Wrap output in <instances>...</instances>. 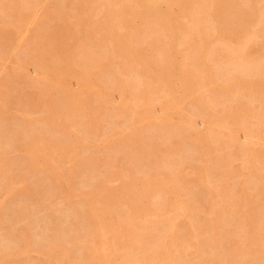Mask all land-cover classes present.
Here are the masks:
<instances>
[{"label":"bare ground","instance_id":"obj_1","mask_svg":"<svg viewBox=\"0 0 264 264\" xmlns=\"http://www.w3.org/2000/svg\"><path fill=\"white\" fill-rule=\"evenodd\" d=\"M159 1L0 0V60L12 27L32 26L17 39L22 55L11 58L18 75L0 76V225L56 198L73 219L51 212L50 235L30 223L8 227L0 262L23 264L35 252L61 264H222L231 248L239 264H264V148L247 146L252 135L264 142V0L252 9V0ZM233 4L241 12L229 21ZM125 60L136 78L122 77ZM197 79L206 95H197ZM239 132L247 144H236ZM64 162L71 167L62 174ZM179 181L186 199L177 203ZM179 210L191 215L194 241L182 240Z\"/></svg>","mask_w":264,"mask_h":264},{"label":"rangeland","instance_id":"obj_2","mask_svg":"<svg viewBox=\"0 0 264 264\" xmlns=\"http://www.w3.org/2000/svg\"><path fill=\"white\" fill-rule=\"evenodd\" d=\"M72 1V3H74L75 5H77L78 3H79V0H71ZM161 2L163 1V0H160ZM159 1V2H160ZM186 2H190V3H194L193 2V0H185ZM256 1V2H255ZM259 1L260 0H252L249 4H246L245 6L246 7H248V9H252V8H257V6H259ZM124 5V4H129L128 2H127V0H123V3L121 2V4H118V6H121V5ZM74 5V6H75ZM244 6V7H245ZM159 7L161 8V9H164V7H165V5L163 4V3H159ZM51 12L54 14L53 15V17H55V19L56 18H60V20L62 19V17H63V14L60 12V11H57V10H54V9H51ZM238 12H241V9H239L238 8V5H231V6H229L228 8H227V19H229V21L230 20H236L237 19V13ZM98 13H101V14H103V15H107V12L104 10V9H101V10H99L98 11ZM40 14V13H39ZM63 20V19H62ZM133 20V24H134V26H136L138 23H139V19L138 18H133L132 19ZM183 20H185V19H183ZM25 27H24V29L23 30H25V31H19L18 30V28H17V26H13L12 27V29H11V34H10V38H7L6 40H5V44H6V49H7V54H6V57H5V59L3 60H0V63H3V64H1L0 65V76L1 77H14V76H16V75H18V73L17 72H15V71H10V69L12 70L13 68H17L18 67V65H16V63H14L13 61H12V57L13 58H20V56L22 55V43H17V39L19 38V37H23L22 39H20V40H26V39H28L29 38V36H30V34H31V31L30 30H32V26L31 25H29V24H25L24 25ZM31 27V28H30ZM66 37V36H65ZM67 37H70V36H67ZM65 41L66 42H71L72 40H70V39H65ZM23 45H24V43H23ZM140 47H141V49L142 50H144V51H148V48H149V44H148V42L147 41H145V40H142L141 42H140ZM21 46V47H20ZM259 57V54L258 53H255L254 54V58L253 59H257ZM207 59H210V57L209 56H207ZM11 62H13V63H11ZM123 65H124V67H125V69H124V71H123V73H122V77L124 78V79H133V78H136L137 77V74H136V72H134V69L130 66V62L129 61H127V60H125L124 62H123ZM192 65H196L195 63H193L192 62ZM17 66V67H16ZM30 66V65H29ZM13 67V68H12ZM28 68L29 67H26V71H25V69H24V71L26 72V76H27V74H28V77L30 76H32L33 74H35L34 73V71H33V69L31 70L30 68H29V70H28ZM28 72V73H27ZM32 74V75H31ZM35 76V75H34ZM33 76V77H34ZM29 77V78H30ZM31 79H32V77H31ZM72 81V80H71ZM74 81V80H73ZM75 83V84H74ZM73 83V85H72V90L74 91L75 90V88L73 89V87H76V85L78 86L79 84H76L77 82H74ZM72 84V83H71ZM203 84V83H202ZM201 84V81L200 80H196L195 81V86H196V88H197V91H196V93H197V95H201V96H203V95H206L207 93V90H206V88L203 86ZM21 85H23V86H28V84H21ZM69 86H70V84H69ZM78 88V87H77ZM76 88V89H77ZM80 88H81V85H80ZM89 88V87H88ZM80 90H82V89H80ZM72 91V92H73ZM240 91H242V90H240ZM76 92V91H75ZM78 92V91H77ZM81 92V91H80ZM239 92V91H238ZM242 93V92H241ZM238 95V97H240V98H243V100H246L245 99V97H244V95L243 94H240V92L237 94ZM2 98V94H1V91H0V99ZM64 100H66V97L64 96V95H62V94H60V95H58L57 96V100H56V105L59 107V108H63V102H64ZM117 101H119L118 100V97L117 96H115L114 95V100H113V102L114 103H117L118 104V102ZM114 103H112V105L114 104ZM158 103H160V102H158ZM116 105V104H115ZM255 106V105H254ZM190 102L188 101V99H186V100H184L182 103H181V110L180 111H182L181 112V115H182V118H186L187 117V115H189V113H188V111H187V109H189L190 110ZM114 108V107H113ZM117 108H118V105H117ZM154 110H156L157 112H159V107L158 106H156V107H154ZM156 111H154L155 113H156ZM39 115L41 114V113H43V110L41 109V110H38V112H37ZM178 113H179V115H180V112L178 111ZM187 113V115H185ZM65 116H67V117H69L70 116V114H69V112L68 111H66L65 112ZM116 116V115H115ZM122 116L119 114V116L117 115L116 116V118H114L115 119V121L116 120H118V121H122V119L123 118H121ZM155 118V117H154ZM185 122V126L186 127H189V125L191 124V123H193V120H192V118H191V115H189L187 118H186V120L184 121ZM196 122H199V120H196L195 121V123ZM249 122H252V119L251 120H248V122H246L245 123V126L246 127H251V123H249ZM254 122V121H253ZM252 122V123H253ZM194 123V124H195ZM199 123H201V121L199 122ZM197 124V126H194L195 128L197 127V131H199V129H200V131H203V129L201 128V127H203L204 128V126L202 125V123L201 124ZM200 126V127H199ZM212 126H214V128L216 127V129L218 128L217 126H215V125H212ZM213 130H214V128L213 127H211ZM216 129H215V131H216ZM221 129H223V128H221ZM70 130L72 131V132H74V131H76L77 129L74 127V126H70ZM218 130V129H217ZM218 131H220V128H219V130ZM222 132L221 133H226V131H225V129H224V132H223V130H221ZM240 133L241 132H239L238 133V135L239 136H237V141H236V144L238 143V144H241L243 141H245V142H243L244 144L246 143V140L243 138V136L241 137L240 136ZM242 135V134H241ZM60 135L58 134V133H56V134H53V137L54 138H57V137H59ZM242 138V139H241ZM261 140H262V138H261ZM264 140V139H263ZM2 142V141H1ZM259 143V144H258ZM264 143V142H263ZM263 143H261V141H260V137H257V136H255V135H252L251 137H250V140H249V144H247V146L248 145H258L259 147H262V148H264L263 146H261L260 144H263ZM3 144H5L4 142H3ZM2 144H0V146H1ZM3 147V146H2ZM234 149H233V147H228V148H226V152H229V153H231L232 151H233ZM263 150V149H262ZM228 153V154H229ZM57 154H60V152H57ZM135 166V165H134ZM134 166H132L131 168H133ZM70 167H71V164L69 163V162H64L62 165H60V167H59V171L62 173V174H65L66 172H68L69 171V169H70ZM190 172V170H186L185 172H184V175H187L188 173ZM112 184H114L113 182H111ZM184 184L183 183H181L180 181H179V187L178 188H174V189H172L171 190V196H172V199H173V201H175V202H182V201H184L185 199H186V194H185V191H184ZM3 198H4V194H3V192H0V202H2L3 201ZM8 208H13V205H9L8 206ZM20 208H21V206H20ZM18 209H19V207H18ZM68 209H66L65 208V203H64V201L61 199V198H56V199H54L52 202H51V204L49 205V207H47L46 205H44V204H40V205H38L37 207H35V208H32L30 205L27 207V212H28V215L27 216H23V218L22 219H20V220H18V221H16V222H14L12 225H9L8 227H10V230H12V231H17V230H20V229H22V227H24V226H27L28 225V223H30V225L29 226H32L33 228H34V230H36L37 232H40V233H43L44 235H50L51 234V232L48 230V215L51 213V212H59V213H61V215L67 220V219H71V221H73V219H72V213H70L71 211H67ZM8 215V214H7ZM179 215H180V219L179 220H181L180 221V223L183 225V230H182V232H181V234L183 235L182 236V240H193L194 241V237H193V235L191 234L192 233V228H191V225H192V223H191V220L189 219L190 218V214L189 213H187V212H185V211H183V210H179ZM8 217V219H10V216L8 215L7 216ZM203 217H205V218H207V219H210V218H212L213 216L212 215H210V214H206V215H204ZM154 218L152 217V216H146V217H144V221H145V223H149L150 221H152ZM155 220V219H154ZM140 221H142V220H138V222H140ZM224 223H225V221L222 219V220H218V226H219V229L221 230L223 227H224ZM8 227L6 226V225H0V235L3 233V232H5L6 230H8ZM88 239V241H90L91 239L88 237L87 238ZM67 246L69 247V248H71L72 250H74V251H77V249H78V243H74V242H69L68 244H67ZM174 246H180V243L178 244V243H175L174 244ZM90 254V253H89ZM76 255H78L77 253H76ZM223 255H224V258H223V260H222V264H239V257H238V251H236V250H233V249H231V248H228V249H226V250H224L223 251ZM36 260H39V262H42V264H61V263H59V262H56V263H52V262H44L45 260H43V257L40 255V254H37V253H35V252H31V253H27V254H25L24 256H22V257H20L19 258V262L21 263H23V264H34L35 263V261ZM70 262H72V261H74V259H70L69 260ZM242 264H248V261H242L241 262ZM0 264H4V262H0Z\"/></svg>","mask_w":264,"mask_h":264}]
</instances>
